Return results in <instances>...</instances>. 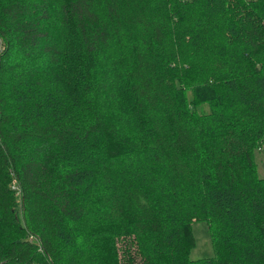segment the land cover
I'll list each match as a JSON object with an SVG mask.
<instances>
[{
  "label": "trees",
  "instance_id": "obj_1",
  "mask_svg": "<svg viewBox=\"0 0 264 264\" xmlns=\"http://www.w3.org/2000/svg\"><path fill=\"white\" fill-rule=\"evenodd\" d=\"M263 140L264 0H0V264H264Z\"/></svg>",
  "mask_w": 264,
  "mask_h": 264
},
{
  "label": "rangeland",
  "instance_id": "obj_2",
  "mask_svg": "<svg viewBox=\"0 0 264 264\" xmlns=\"http://www.w3.org/2000/svg\"><path fill=\"white\" fill-rule=\"evenodd\" d=\"M256 170L259 176H264V140L254 150ZM191 233L194 237V244L189 250L191 258L206 257L214 254L213 242L204 219L195 220L191 223Z\"/></svg>",
  "mask_w": 264,
  "mask_h": 264
}]
</instances>
